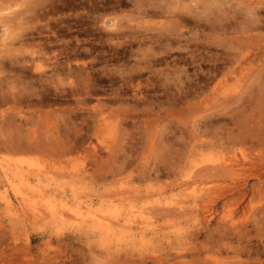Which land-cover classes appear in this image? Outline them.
Instances as JSON below:
<instances>
[{"label":"rangeland","instance_id":"rangeland-1","mask_svg":"<svg viewBox=\"0 0 264 264\" xmlns=\"http://www.w3.org/2000/svg\"><path fill=\"white\" fill-rule=\"evenodd\" d=\"M31 1L0 0L37 11L0 21V264H264V83L184 84L264 74V0Z\"/></svg>","mask_w":264,"mask_h":264},{"label":"bare ground","instance_id":"bare-ground-1","mask_svg":"<svg viewBox=\"0 0 264 264\" xmlns=\"http://www.w3.org/2000/svg\"><path fill=\"white\" fill-rule=\"evenodd\" d=\"M27 1V0H26ZM30 1V0H29ZM33 1H36V0H33ZM249 1H253V0H249ZM38 2H39V0H38ZM38 2L36 3V2H34V4L32 3V1H31V4L32 5H38ZM41 4H45V2L43 1V3H42V1L40 2ZM30 4V3H29ZM41 4H39L38 6H40ZM43 4V5H44ZM226 4V3H225ZM2 5H4V4H2ZM2 5H0V7H1V9H0V11H3L4 12V15L5 16H7V18H4L3 20H2V18H1V16H0V21H2L1 22V26L3 27V31H4V34H7V32L9 31V29H10V25H12L11 24V22H13L15 19H19V21L20 20H22V19H25V16H24V18H22L21 17V15L23 14V12H27L28 13V11L30 10V11H32L31 13H33V14H35V13H37V11H34L33 12V10H35V9H33V6L32 7H29V9L28 8H26V6H25V8H26V10H22L23 8H21V10H22V12H21V10L20 11H18V10H15V13H16V15L15 16H13V15H11V13L12 12H14V10L11 8V6H5V7H2ZM26 5V4H25ZM17 7H19L20 5H16ZM44 8V6H41V8ZM45 7H46V5H45ZM31 8L33 9V10H31ZM35 8V7H34ZM38 8V7H37ZM40 9V8H39ZM37 10V9H36ZM17 11V12H16ZM29 11V12H30ZM18 13V14H17ZM26 13V14H27ZM7 14H10L11 15V17L9 16V15H7ZM33 14H31V16L33 15ZM25 15V14H24ZM30 14L28 13V15L27 16H29ZM254 15V14H253ZM23 16V15H22ZM256 16H257V14H256ZM255 16V17H256ZM14 17V18H13ZM254 17V16H253ZM27 18V17H26ZM29 18V17H28ZM28 18H27V20H28ZM261 18V17H260ZM17 19V20H18ZM260 20H262V18L260 19ZM25 21V23H27L26 22V19L24 20ZM249 21H252V19H250ZM256 21H258V20H255L254 22H256ZM16 22V21H15ZM30 22V21H29ZM18 24L20 23V27L22 26V23H21V21L20 22H17ZM251 23V22H250ZM262 24L264 23V22H261ZM24 24V23H23ZM261 24V25H262ZM249 25H251V24H249ZM254 25V24H253ZM252 25V26H253ZM260 25V24H259ZM252 26L250 27L249 26V28L251 29V31H253L254 29L252 28ZM256 26V25H255ZM17 27V26H16ZM31 27V26H30ZM254 27V26H253ZM261 27V26H260ZM12 28V27H11ZM246 28V27H245ZM256 28V27H255ZM262 28V27H261ZM264 28V27H263ZM249 29V30H250ZM256 29H258V28H256ZM3 31H2V34H3ZM55 31V30H54ZM264 31V30H263ZM262 31V32H263ZM3 34V35H4ZM263 34V33H262ZM262 34H261V36H262ZM264 35V34H263ZM113 36H116V35H113V34H110V35H108V38L109 39H112L113 38ZM260 38V37H259ZM264 38V37H263ZM261 39V40H264V39ZM209 43V42H208ZM206 44V43H205ZM209 44H211V43H209ZM207 46V45H206ZM13 49V47L11 48V50ZM10 50V51H11ZM3 51V50H2ZM13 51H14V49H13ZM262 52H263V50H261ZM7 52H9V51H7ZM247 52V51H246ZM245 52V53H246ZM193 53V57L192 58H194V59H199V58H201L202 59V57H201V55H199V54H194V52H192ZM1 54H5V53H0V56H1ZM11 54V53H10ZM247 55H249V53H247ZM7 57V56H6ZM211 57V56H210ZM191 58V59H192ZM69 59V58H68ZM208 59V58H207ZM256 59H257V55H254V56H246V57H243V56H225L224 58H220V57H212V58H210V60H211V62H212V64L210 63V67H208V69H207V71H205V73H203V75H201V79H198L197 81H191V80H189V81H184V84H186V85H188V86H191V88H195V89H203V90H206L208 87H210V85H212V84H214V85H216V84H220V86H221V84H224V83H229L231 80H233V79H235V77H237V79H238V77L242 74L243 75V70H245V69H247V71L245 72V74L246 75H248V73L249 72H253V73H249V74H252V75H250L247 79L250 81L249 82V84L251 83V81H252V83H256L257 85H260V84H262V83H264L263 81H264V74H261V72H258V74L257 73H255V69H252L253 71H250V66H248L249 64H253V62L254 61H256ZM177 60V59H176ZM1 62H3V60H2V56L0 57V64H2L3 65V63H1ZM68 62V61H67ZM81 62V61H80ZM191 62H193V61H191ZM257 62V61H256ZM258 62H259V60H258ZM257 62V63H258ZM67 64V63H66ZM79 64H81V63H79ZM258 64H260V63H258ZM2 65H0V66H2ZM263 65V67H264V64H262ZM69 66V65H68ZM258 66V65H257ZM78 68V67H77ZM80 68V67H79ZM263 69V68H262ZM71 69H69V71H70ZM74 71V70H73ZM257 71H258V69H257ZM72 73V72H71ZM239 73H241V74H239ZM238 74H239V76H238ZM241 75V76H242ZM239 77V79L240 80H242V79H244V78H242V77ZM244 76V75H243ZM175 79V78H174ZM173 79V80H174ZM176 79H178V78H176ZM195 79H197V78H195ZM237 79H236V81L235 80H233L234 82H238L237 81ZM245 81H246V79H245ZM178 82V81H177ZM231 83H232V81H231ZM178 84H181V83H178ZM227 85H229V84H227ZM217 86V85H216ZM225 85H223V87H224ZM262 85H260V86H258L257 88H258V90H261L259 87H261ZM73 87V86H72ZM212 87V86H211ZM211 87L208 89V90H210L211 89ZM217 87H219V85L217 86ZM78 88V87H77ZM85 88V87H84ZM206 88V89H205ZM213 88V87H212ZM86 89V88H85ZM218 89V88H217ZM224 89V88H223ZM263 89V88H262ZM71 90V89H70ZM194 90V89H193ZM207 90V91H208ZM220 90V89H219ZM264 90V89H263ZM72 91V90H71ZM77 92V91H76ZM75 92V93H76ZM195 92V91H194ZM201 92V91H200ZM206 91H204V93H205ZM223 93V92H222ZM226 93V92H225ZM77 94V93H76ZM79 94V93H78ZM203 94V93H202ZM206 94V93H205ZM2 95V94H1ZM0 95V96H1ZM4 96V95H3ZM3 96H2V98H3ZM9 97V96H8ZM186 97V96H185ZM0 99V102H3V99L4 98H7V97H4L3 99ZM45 100V99H44ZM43 100V101H44ZM42 102V101H41ZM51 133H52V131H51ZM56 133V132H55ZM54 134V133H53ZM62 134V133H61ZM52 135V134H51ZM197 135V134H196ZM67 136V135H66ZM190 136H192L191 138H194L195 139V137H193V135H191V133H190ZM53 137V136H52ZM197 137V136H196ZM54 138H56V137H54ZM61 137H58V139H60ZM63 138V137H62ZM61 138V139H62ZM198 138H196V140H197ZM221 143H223V142H221ZM208 144H210V147H213L215 144H214V142H209ZM218 144V143H217ZM220 144V143H219ZM218 144V145H219ZM225 147V146H224ZM199 149V148H198ZM198 149H197V147L195 148V153H197L198 152ZM225 149V148H224ZM221 152V151H220ZM222 152H223V150H222ZM224 153V152H223ZM192 155H194V153H192ZM201 156V155H200ZM224 157V156H223ZM227 158V157H226ZM235 158V157H234ZM223 159V158H222ZM228 159V158H227ZM228 160H230V162L231 163H227V162H229V161H226V160H222V161H220L219 162V164H217V165H215L214 167L216 168V166H218V165H220V168H222V169H229L230 171H232V169H233V167H235L234 165H235V162H233V161H231V158L230 159H228ZM232 160H233V158H232ZM237 159H235L234 161H236ZM190 161H192L191 159L189 160V162ZM197 161V160H196ZM233 162V163H232ZM17 163V162H16ZM15 164V163H14ZM237 164V163H236ZM206 167H208L207 165H206ZM205 167V168H206ZM219 167V166H218ZM235 170H237V169H235ZM6 174V173H5ZM13 174H16V172H13ZM25 179H28V178H25ZM25 181H27V180H25ZM43 198L45 197V195H41ZM181 196V195H180ZM34 203H35V200L33 201ZM163 202V200H161L160 201V203H162ZM171 202H172V204H177L178 205V207H183V200L182 199H178V198H176V199H166L165 201H164V205H167V207H169L170 205H171ZM31 203H32V201H31ZM51 205H49V208H51L50 207ZM50 210H52V209H50ZM139 210H141V208L139 209ZM138 210V215H141L142 216V214H139V213H141L140 211ZM131 212H133V211H131ZM135 212V211H134ZM134 212H133V214H134ZM136 213V212H135ZM148 213H151V211L150 212H148ZM135 215V214H134ZM137 215V216H138ZM145 215V214H144ZM149 215V214H148ZM129 216V215H128ZM127 216V217H128ZM131 216V215H130ZM140 216V217H141ZM129 219V218H128ZM127 220V219H126ZM185 263H186V261H185ZM184 263V264H185Z\"/></svg>","mask_w":264,"mask_h":264}]
</instances>
